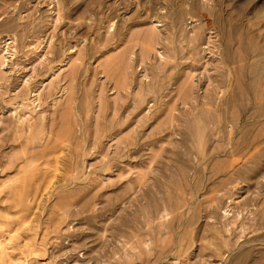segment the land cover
<instances>
[{
	"label": "rangeland",
	"instance_id": "374dc122",
	"mask_svg": "<svg viewBox=\"0 0 264 264\" xmlns=\"http://www.w3.org/2000/svg\"><path fill=\"white\" fill-rule=\"evenodd\" d=\"M0 55V264H264V0H0Z\"/></svg>",
	"mask_w": 264,
	"mask_h": 264
},
{
	"label": "bare ground",
	"instance_id": "6f19581e",
	"mask_svg": "<svg viewBox=\"0 0 264 264\" xmlns=\"http://www.w3.org/2000/svg\"><path fill=\"white\" fill-rule=\"evenodd\" d=\"M162 57V56H161ZM3 55H0V60H3ZM2 65V61L0 62V66ZM1 70V69H0ZM218 105H220V103L218 104ZM215 107H217V103H216V105H215ZM20 115H19V117H18V121L20 122V123H28L29 121H30V118L29 117H27L26 116V114L25 113H19ZM218 118V117H217ZM220 123H221V119H218V120H216L215 122H214V125L216 126V127H218L219 128V125H220ZM239 131H236V129L234 128V126L232 127V129H230V131L227 133V135H226V142H225V139L223 138V136L221 135H219L218 137H215V139L214 140H216V143L219 145L218 146V148L216 149V150H214L213 152H211V154L210 155H225V156H233L234 155V153L236 152V151H238L237 150V146H238V141H236V142H233L234 141V137H235V135L238 133ZM218 133H220L219 131H218ZM199 136H198V138H197V140L196 139H194V137H193V135L191 134V138L193 139V141L194 142H197L198 143V145H201L202 143H203V137H205L204 135H203V133L202 134H198ZM179 143H181V142H179ZM223 143H225V146L223 145ZM248 159H250L249 157H248ZM230 171H231V169H229ZM233 174V173H232Z\"/></svg>",
	"mask_w": 264,
	"mask_h": 264
}]
</instances>
